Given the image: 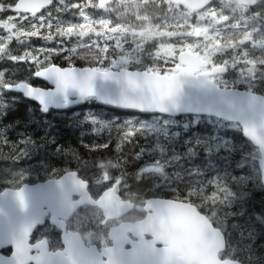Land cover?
<instances>
[{"label": "trees", "instance_id": "trees-1", "mask_svg": "<svg viewBox=\"0 0 264 264\" xmlns=\"http://www.w3.org/2000/svg\"><path fill=\"white\" fill-rule=\"evenodd\" d=\"M208 10L200 19L203 12L193 13L168 0H121L103 9L96 0H53L34 17L15 22L14 33L19 36L13 32L5 36L0 31V45H4L0 52V191L72 170L89 183L105 176L109 183L119 185L118 193L124 199L158 196L186 200L225 233L222 258L264 264L259 153L237 124L209 117L121 112L98 106L93 99L75 109L43 114L21 94L4 89L19 81L46 86L33 78L35 65L12 60L22 55L27 59L28 52L38 54L36 49L41 46L45 48L41 59L52 50L61 52L52 58L61 67L109 69L114 55L134 53L138 57L127 62L126 69L166 74L178 64L180 51L206 58L215 43L218 47L231 45L207 59L226 67L221 77L237 79L254 69L250 82L234 87L264 95V0L243 13L225 7L222 0L213 2ZM8 15L14 13H0V17ZM88 19L105 21L110 27L123 25L127 30L146 24L157 34L135 52L130 50L133 43L128 31L121 40L123 45L113 39H93L91 34L81 37L79 31ZM200 27H207L210 40H205ZM62 31L70 34L61 35ZM34 32L55 39L49 42L30 36ZM164 46L172 47V54L168 58L155 55ZM101 47L105 48L103 54L99 53ZM223 187L229 194L218 190Z\"/></svg>", "mask_w": 264, "mask_h": 264}, {"label": "water", "instance_id": "water-1", "mask_svg": "<svg viewBox=\"0 0 264 264\" xmlns=\"http://www.w3.org/2000/svg\"><path fill=\"white\" fill-rule=\"evenodd\" d=\"M116 0H108V3ZM175 4L186 6L192 11L201 10L214 0H170ZM25 3L36 7L45 4L42 9L49 7L52 0H24ZM102 0H97V5ZM257 2V0H256ZM249 5L252 7L256 4ZM107 3V4H108ZM106 4V5H107ZM105 5V6H106ZM42 9L38 10L40 12ZM31 14V13H30ZM179 65L172 69L171 74H157L154 72L133 71L121 69L112 71L115 78L104 79L97 75L93 79V92L82 94L78 89L69 88L64 91L57 89L54 78L34 77L48 84L49 88L33 87L25 82L5 86L7 91L22 94L27 100L40 106L42 113L48 109L67 110L83 104L84 100L93 97L97 104L106 108L120 111L138 112L143 115H161L171 118L180 116H207L225 122L236 123L240 126L243 137L252 143L260 153L258 162L261 181L264 186V144L254 140L244 131L246 123L261 125V108L264 107V96L257 93L232 88H221L214 82L209 83L205 78L186 77L180 83V89L172 102L166 106L165 111L153 108H135L121 103L123 97H132L135 89L129 85L128 78L121 77V73L136 74L132 78L138 82L146 83L147 91L154 98L170 95L176 80L182 76L195 72L199 76L223 74V66H214L210 70L200 71L208 67V62L199 55L187 51L178 54ZM55 67V65H53ZM69 67H60L66 71ZM77 73L84 69L72 67ZM145 78L147 80L145 81ZM20 84L29 85L34 91L43 93V103L40 98L26 93ZM68 177V179H66ZM59 181V183H58ZM86 182L78 177L76 171H69L57 178L39 181L33 184L24 183L18 188H5L0 191V251L11 248L6 244L9 240L21 234L23 229H29V240L34 229L43 223L50 212V223L62 230V243L65 252L64 264H80L81 250H88L90 258L98 259L100 264H153L148 253L152 247L151 241L156 239L162 243L164 249L163 259L171 264H242L236 260L221 259L219 254L225 250V236L219 228H215L203 215L197 213L196 208L186 202L151 198L145 203L147 215L144 219L133 223H121L112 227L108 238L112 246L97 251L95 246L85 247L84 243L76 250H70L65 237L72 241L77 233H65L64 220L78 207L88 204L102 210L106 220L119 218L131 210L129 201H122L114 193L116 185L102 192L97 200H93L86 189ZM25 189V204L20 206L14 196V190ZM73 196L79 197L73 202ZM61 220V221H60ZM135 240H131L127 234ZM149 236L150 239H146ZM80 237V236H79ZM81 239V237H80ZM82 240V239H81ZM45 251L52 257L59 252H49L46 239ZM37 243V242H36ZM126 245L130 248L126 249ZM108 249H114L108 252ZM94 250V251H93ZM38 251L33 249V252ZM10 253V255H11ZM130 253L131 255H122ZM0 253V260L10 258Z\"/></svg>", "mask_w": 264, "mask_h": 264}, {"label": "snow or ice", "instance_id": "snow-or-ice-1", "mask_svg": "<svg viewBox=\"0 0 264 264\" xmlns=\"http://www.w3.org/2000/svg\"><path fill=\"white\" fill-rule=\"evenodd\" d=\"M46 3V0H45ZM45 4L37 5L36 7H32L31 5L24 2V0H0V13L4 12H13L14 15H8L6 17H0V30L2 31H11L14 29L16 25V21L23 22V19H28L29 14L34 17L37 14V11L42 9ZM12 23H6V22ZM71 31V27L68 29ZM13 36L14 32H13ZM30 36H34L36 38L46 39L51 42L55 39L52 36L51 40H48L47 37H40L38 32L31 33ZM67 51V49H65ZM38 54H33L32 52H28L27 59L22 55L19 60L15 56L12 57L13 61H21L33 64L37 67V71L35 72L36 76L39 77H51L55 79L57 89L60 91H64L69 88H75L80 91L82 94H91L93 92V79L99 75L104 79H112L115 78V74L110 71L108 68H91L84 69L79 73L76 72L74 68L69 66L68 70L60 71V66L53 65L52 58L55 55L61 54L60 51L52 50L51 55L47 56L45 59H41V56L45 52V48L43 46L36 49ZM70 57V56H69ZM173 59H175L173 57ZM113 64L117 63V60L113 59L111 61ZM136 74H126L121 73V77L128 78V83L132 86L135 91L132 97H123L121 103L135 107V108H153L158 109L160 111H165L166 106L174 100L177 93L180 89L181 81L186 77H196V78H205L209 83L213 82L210 78L211 74L206 76H199L195 72L191 73L187 76H182L178 78L173 86L172 92L170 95H167L162 98H154L147 91L146 83L138 82V79L132 78ZM147 78H145V81ZM8 87V85H5ZM20 88L25 89L26 93L31 94L37 98L41 99L43 103V93L39 91H34L31 86L20 84ZM261 120L264 121V107L261 108ZM244 131L247 135L252 137L254 140H258L261 144H264V136H261V131H264V122L261 123L259 127L255 123H246ZM119 148V145H117ZM68 179V177H66ZM59 183V181H58ZM216 185H219V180L215 181ZM213 185L210 184L209 187ZM220 192L229 194V189L227 187L218 188ZM203 191L207 192V188H204ZM14 196L19 201L20 206L23 207L25 204V189L20 188L18 190H14ZM191 198L189 193H186ZM213 196L216 195L214 191L212 193ZM66 242L69 244L70 250H76L73 242L65 237ZM162 243L156 239L151 241V249L148 253V257L152 259L153 264H171V262H167L163 259L164 257V249L158 247L157 245ZM12 247V253L10 258L0 260V264H64V256L65 252H58L55 257L50 256L44 247V241H38L35 244L30 243L29 240V229L25 227L21 234L18 236L12 237L8 243ZM33 249H37L38 251L33 252ZM94 251V250H93ZM108 252H113L114 249H108ZM82 260L80 264H100L98 259L90 258L91 253L88 250H81ZM122 255H131L130 253H122Z\"/></svg>", "mask_w": 264, "mask_h": 264}, {"label": "rangeland", "instance_id": "rangeland-1", "mask_svg": "<svg viewBox=\"0 0 264 264\" xmlns=\"http://www.w3.org/2000/svg\"><path fill=\"white\" fill-rule=\"evenodd\" d=\"M209 10L208 8L203 9L202 11H200L201 13L203 12V14L200 15V19H203L205 17L204 13H207ZM17 22V21H16ZM6 23H12V22H6ZM86 24H91V26L93 28L96 29L95 32H90L88 34H91L93 37V39H95V37H99L101 40H109V39H113L116 41L117 44L122 43L121 40H123V36L120 35V30L121 29H125V27H123V25H116L113 27H110L108 25L107 22L102 21V20H94V19H88V21L85 23ZM83 25V27L85 26ZM106 25V27H105ZM201 29L203 27H200ZM200 29V30H201ZM16 27L14 29H12L11 31H2L1 32H5V36H10L12 32H15ZM81 31V30H80ZM79 31V32H80ZM132 31L135 32H141L143 31L145 33V40H147L148 38H152L154 37V35L157 34V31L152 29L149 25H143L142 27H140L137 30H133V29H129V35ZM0 32V33H1ZM84 37V36H81ZM117 37H120L119 39H117ZM132 42V41H131ZM133 46L130 48V50L132 48H134L135 52H137L138 48L134 46V44H132ZM118 47H121V45H118ZM173 52V48L172 47H162L160 48L157 52H155V55L159 56V54H164L166 58H168L170 56V54H172ZM214 52L212 51V49L210 51L207 52L206 55V59H209V57L213 54ZM115 57H113V59L117 60V63L113 64L111 61L113 59H111L110 61V68L109 69H121V68H126V63L129 62L132 59H135L138 57L137 54L134 53H130L127 57L125 56H117L114 55ZM254 69H251L250 72H248L247 74H242L239 78L237 79H225L223 77H218L217 78V85H223L225 87H234L237 86L241 83L244 82H250L253 78H254ZM110 183L108 182V179L105 176H101L100 178H96L93 179L91 184H90V189L94 190L95 193H98V189H100L103 186H108ZM137 208H140V206H138ZM89 216H91V218L93 219V221L95 222V224H93L94 228L91 230V233L88 232V240L90 241L91 239L94 240H98V241H105L106 240V231L114 224V222H105L103 219L100 220L98 219V213L94 210H90L89 211ZM92 220H90V222L93 223ZM113 223V224H112Z\"/></svg>", "mask_w": 264, "mask_h": 264}, {"label": "flooded vegetation", "instance_id": "flooded-vegetation-1", "mask_svg": "<svg viewBox=\"0 0 264 264\" xmlns=\"http://www.w3.org/2000/svg\"><path fill=\"white\" fill-rule=\"evenodd\" d=\"M88 183V181H87ZM88 188V184H87ZM98 195L95 197L97 198ZM148 197L146 198H137L136 200H133V209L128 212L126 215H124L122 218L118 220H112V221H107L102 217L101 211L93 206L90 205H83L75 213L70 215L67 219L64 220V225H65V231L66 232H73V233H78L82 237L83 241L85 242V245L88 246L90 244L97 246L98 248H101L103 246H108L110 244V241L108 239L107 233L109 229L112 226H115L121 222L127 221V222H135L137 220L142 219L145 215L146 212L144 210V205L145 202L147 201ZM78 197H73L72 201H77ZM182 200V199H179ZM186 201V200H183ZM140 206V208H137ZM94 210L98 213V219L104 220L105 222H114L116 224L112 225L107 231H106V240L103 241H98L91 239L90 241L88 240V232L91 233V230L94 228L93 224L95 222L89 216V211ZM199 209H197L198 211ZM200 211V210H199ZM198 211V212H199ZM199 213H202L201 211ZM50 215L48 214L46 218L44 219V222L42 225L38 226L35 229V232L33 234V241L32 243L40 240V239H46L47 240V246H48V251L50 252H55V251H62L63 250V244H62V231L53 226L50 223ZM90 220L93 221L90 222ZM113 224V223H112ZM9 250V249H8ZM10 251V250H9Z\"/></svg>", "mask_w": 264, "mask_h": 264}, {"label": "clouds", "instance_id": "clouds-1", "mask_svg": "<svg viewBox=\"0 0 264 264\" xmlns=\"http://www.w3.org/2000/svg\"><path fill=\"white\" fill-rule=\"evenodd\" d=\"M222 2H223L225 7H230L234 11H239V12L243 13L245 10L248 9L249 5L254 4L256 2V0H222ZM107 3H108V0H102L101 4L99 6L100 7H104ZM105 27H106V25H105ZM95 31H96V29L93 28L91 26V24H86L82 28V30L79 32V35L80 36H85L88 33L95 32ZM126 31H128V30L127 29H121L120 30V35L123 36ZM207 32H208L207 27L201 29V33L204 34L205 40H210L211 37H209L207 35ZM60 34L61 35H69L70 33L67 32V31H62ZM14 35L19 36V32L14 33ZM119 38L120 37H117V39H119ZM47 39L51 40L52 39V35H48ZM129 39L132 41V43L134 44L135 47L139 48L141 46V44H143L145 42V33L143 31H141V32L132 31L130 33ZM228 46H231V45L230 44H226V45L218 47V46H216L215 43H213L212 51L213 52L222 51L223 47H228ZM3 51H4V45H0V52H3ZM104 52H105V48H103V47L99 48V53L100 54H103ZM93 57H95V53H93ZM2 75H3V73L0 72V76H2ZM0 83H3V80H0ZM260 134H261V136H264V131H261ZM72 242H73V245L75 246L76 249L81 247V245L83 243H85L84 241H82L80 239L79 236H73Z\"/></svg>", "mask_w": 264, "mask_h": 264}]
</instances>
